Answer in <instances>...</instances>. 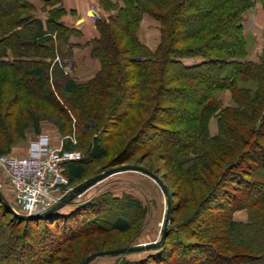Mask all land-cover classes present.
I'll return each instance as SVG.
<instances>
[{
	"label": "trees",
	"instance_id": "trees-1",
	"mask_svg": "<svg viewBox=\"0 0 264 264\" xmlns=\"http://www.w3.org/2000/svg\"><path fill=\"white\" fill-rule=\"evenodd\" d=\"M41 2L44 21L26 0H0V157L38 126L36 108L49 106L59 113L53 124L60 136L73 135L75 125L85 149L83 159L62 164L69 187L113 143L119 150L103 170L158 152L162 179L179 183L180 202L170 203L157 252L119 264H264V60H245L242 26L255 3L264 11V0H97L106 16L94 19L97 37L85 45L98 68L84 83H65V108L49 75L59 66L55 58L63 59L60 44L80 34L60 22L66 11L57 0ZM144 16L158 24L154 51L138 38ZM225 91L231 106L222 104ZM74 148L70 139L63 151ZM239 211L246 222L234 220ZM142 214L137 199L108 193L33 220L13 216L0 201V228L5 216L12 218L0 264H53L78 241L96 247L99 236L129 232Z\"/></svg>",
	"mask_w": 264,
	"mask_h": 264
},
{
	"label": "rangeland",
	"instance_id": "rangeland-1",
	"mask_svg": "<svg viewBox=\"0 0 264 264\" xmlns=\"http://www.w3.org/2000/svg\"><path fill=\"white\" fill-rule=\"evenodd\" d=\"M256 9L264 12L261 4L255 3L249 10H247L243 14L242 23L244 20L245 26H249L251 30L256 32L255 41L254 40L252 41L250 38L251 35L248 32L249 30L247 31L246 29L245 32L243 31L246 41L245 48L247 53L245 60L258 63L262 59L264 60V57L259 56V53L264 51V44H263L264 31L261 32V30L259 29L261 28L264 29V28L261 26L262 24L256 26L254 24V20L252 21V15L254 16L253 11ZM261 23H263V21H261ZM143 34H144V30L140 32V38L142 40L144 39ZM157 35L158 33L156 34V31H154L153 35H151L149 37V40H147L151 46V51H154L156 49V44L158 43ZM253 51H255L254 54ZM69 52H70L69 49H66L64 46L60 44L59 53L63 55V59L61 57L55 58L54 62L58 63L60 67L58 65L51 67V71L49 75L51 85L53 84L60 86L61 92H59L58 96L56 94V99L57 101H59V104L62 105L64 102L62 97L65 96L63 95L62 89L68 80H74L77 83H84L94 74V72H91L92 69H90L88 66L81 65L84 62L81 58H80L81 63L77 64L76 67H74V62H73V58L71 57L72 56L71 52L70 55H67V53ZM193 62L194 60L189 62L186 61V63L189 64ZM173 95L175 94L171 93V96L169 97L173 98L174 97ZM220 98L222 100L223 106H231L233 104L230 99L229 93L227 91L223 92ZM63 106L64 108L66 107V105ZM36 111L37 114L41 116L42 120L39 121L38 126L36 128L29 126V128L25 129L24 136L15 142V144L11 147L7 155L14 157H24L28 152L29 143L34 139H36L37 136L44 134L49 137L53 148H58L60 150H63L64 144L67 140L72 139V143L75 146L73 152L78 154L80 156V159H83L85 149L81 145H79L78 141L76 140L77 128L75 127V125L72 127L73 135L71 136L66 135V137H61L60 134L58 133V128L53 124L55 120L60 118L59 113L56 110H53L49 106H45V105H42L41 108H36ZM157 116L158 118H163L165 117V114L159 113ZM209 130L212 135L216 133L215 119L211 120L209 125ZM111 145H112V151L108 153V156L102 161L91 162L87 166L86 173L83 176V178L80 181H78V183L74 184L72 187L102 173L103 171H105L103 170L104 168L111 166L112 161L114 160L115 155L119 150V148H117L114 145V143ZM160 155L161 154H159L158 152H155L150 156L149 155L147 156V154L144 153L136 154L132 156L130 160H128L127 164L124 165L139 166L146 170H148V168H151L152 170L157 171L158 172L157 177L165 185L168 195L170 196V193L175 194L173 200H171L170 198V203L173 202V205H179L180 201L178 198H179V193H181V190L179 188L180 187L179 183L173 179L172 180L170 179L169 182L162 179L164 176H166L165 174L166 171L164 169L163 161ZM6 186H7L6 178L0 167V191L5 196V198L11 205L12 209L15 210V212L21 215H27L24 212H20L19 209L13 204V202H11L12 200L10 199V196L6 192ZM104 193L111 194V196H116L120 199L124 198L125 195L137 199L140 202L143 209L142 217L137 219L138 221L136 222L134 228L127 233L119 234L116 232H110L105 234L104 236H99L96 241L97 243L95 242L96 247H94L93 243L89 244L88 242H83V241H78L75 244L69 245L68 247L65 248V251L67 252L65 254L60 255L57 258L56 262L53 264H76L78 263V261L76 262L77 259L80 260V258H82L85 255H87L88 257L90 254H93V252L98 253L97 251L104 252V251L124 249L129 247L143 246L158 241L160 236V230L162 227V221L166 210V205H165V198L162 195L160 188L156 185L155 182L135 172H123L114 175L108 178L107 180L99 183L98 185L92 187L84 195H82L80 198H77L75 201L80 205L84 203L85 200L87 201V199H91L92 197L99 196ZM173 217H174V223H180L181 218L177 217L176 214H174ZM233 218L236 222L244 223L247 221L246 220L247 213L245 211L236 212ZM10 219H12L11 216H5V218L2 219L1 221L2 226L0 228V245L6 244V242L8 241V235L10 233L9 232L10 227L8 226V223H10ZM33 227H35L34 224ZM83 247L87 249L85 252L82 251ZM157 250L158 249L150 250L147 252L131 253L125 256H119L113 258L100 257L93 260L89 264H119V262H121L122 260L128 262L142 260L145 259L147 256L154 254L155 252H157ZM72 260H74L75 262L74 263L71 262Z\"/></svg>",
	"mask_w": 264,
	"mask_h": 264
},
{
	"label": "built area",
	"instance_id": "built-area-1",
	"mask_svg": "<svg viewBox=\"0 0 264 264\" xmlns=\"http://www.w3.org/2000/svg\"><path fill=\"white\" fill-rule=\"evenodd\" d=\"M79 159L73 151L53 148L44 134L29 143L24 157H0L11 202L27 215L41 214L61 203L72 188L62 174V164Z\"/></svg>",
	"mask_w": 264,
	"mask_h": 264
},
{
	"label": "crops",
	"instance_id": "crops-1",
	"mask_svg": "<svg viewBox=\"0 0 264 264\" xmlns=\"http://www.w3.org/2000/svg\"><path fill=\"white\" fill-rule=\"evenodd\" d=\"M31 5H33L36 8L35 11V17L41 19L44 21L46 19L47 13L46 9L45 11L42 10L43 3L42 0H26ZM59 5L66 11V15L63 16L60 19V22L67 26L68 28H72L80 34L79 36H70L68 38V43L64 46L66 49H69L71 52V57L73 58L74 67H76L77 64L81 63V59L84 61V66H88L90 69H92L91 72H95L98 68V63L95 59H92L90 56V49L85 44L92 40L93 38L97 37V31L95 29V21L94 19L96 17L106 16V14L103 13V11L100 9L97 0H57ZM261 11V10H260ZM258 9L254 10L252 15V21L254 20V24L256 26L261 25L264 28V12H260ZM251 15V14H250ZM259 21V22H258ZM263 21V23H261ZM243 31L245 32L246 29L251 35V40L255 41L256 32L251 30L249 26H245L244 20L242 23ZM158 24L149 16H144L140 27L138 30V38L139 40L146 45L150 50L151 46L148 43L147 40H149V37L153 35V32L156 31V34L158 33V42H159V30ZM144 30V39L142 40L140 38V32ZM264 31V29H259ZM264 44V42H263ZM158 43L156 44V46ZM255 49V47H254ZM255 51H253L254 54ZM259 56L264 57V51L259 53ZM81 58V59H80ZM186 61H193V60H185L184 63L189 65V63H186ZM196 61H199V59H194L195 63ZM192 64V63H191ZM63 66V65H62ZM93 74V73H92ZM141 175V174H140Z\"/></svg>",
	"mask_w": 264,
	"mask_h": 264
},
{
	"label": "water",
	"instance_id": "water-1",
	"mask_svg": "<svg viewBox=\"0 0 264 264\" xmlns=\"http://www.w3.org/2000/svg\"><path fill=\"white\" fill-rule=\"evenodd\" d=\"M123 172H135V173L141 174V175L151 179L160 188L162 195L165 198L166 210H165L164 218L162 221V227L160 230L159 239H158V241H156L154 243L143 245V246H136V247H129V248H124V249H116V250H111V251L93 253V254L89 255L82 262V264H89L93 260L100 258V257H110V258L112 257L113 258V257L125 256V255L131 254V253L147 252L150 250L158 249L164 241V234H165L167 226L169 224L170 196L168 195L167 189H166L165 185L163 184V182L155 174H153L150 171H148L142 167H139V166L121 165L118 167H113V168L107 169V170L103 171L102 173H100V174H98L92 178H89V179L83 181L82 183L72 187L71 190L66 194V196L61 200V203L56 204L55 206H53L52 208H50L49 210H47L41 214L21 215V214L15 212V210L12 209L11 205L9 204V202L7 201V199L2 194L1 191H0V201L6 207L7 212L12 214L15 217L25 219V220L40 219L43 216L51 215L54 212L59 211L63 206L68 205L70 202H72L76 198L84 195L92 187L98 185L99 183L107 180L108 178H110L114 175H117V174H120Z\"/></svg>",
	"mask_w": 264,
	"mask_h": 264
}]
</instances>
